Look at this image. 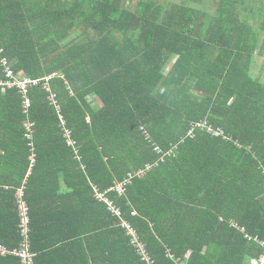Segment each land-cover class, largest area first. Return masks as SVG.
<instances>
[{"label":"trees","instance_id":"1","mask_svg":"<svg viewBox=\"0 0 264 264\" xmlns=\"http://www.w3.org/2000/svg\"><path fill=\"white\" fill-rule=\"evenodd\" d=\"M246 2L0 0V82L7 70L52 77L51 91H30L28 114L16 88L0 87V245L20 248L25 186L34 264L74 243L88 264H146L96 188L153 164L108 198L157 264L260 257L246 234L264 240V84L250 74L259 34ZM205 120L224 135H188ZM0 264L21 261L0 254Z\"/></svg>","mask_w":264,"mask_h":264},{"label":"built area","instance_id":"2","mask_svg":"<svg viewBox=\"0 0 264 264\" xmlns=\"http://www.w3.org/2000/svg\"><path fill=\"white\" fill-rule=\"evenodd\" d=\"M6 77H7L6 81L0 82V87H3L2 88L3 91H6L7 89L16 88L20 92L24 100L23 108H24L25 114H28L29 110L32 108V101L29 97L31 90L39 86H42L46 91H51L50 86H49V81L51 80L52 77L44 78L41 80H33L30 78L17 79L15 78L14 73L9 70H7ZM52 102H53V105L57 109V114L59 116L61 125L63 127L64 136H65V139L67 140L68 145L74 146L76 150L78 151L79 150L78 143L75 140V138H73L72 131L66 127V122L63 116L61 115V110L57 102L55 101V97H52ZM24 126L27 131V134H26L27 138L29 139L30 142H33L34 122L30 120L29 115H28V119L24 123ZM197 130L208 131L210 134H213L216 136L224 135L223 132L215 130L206 120L193 123L188 135L191 137L195 136V132ZM30 146L32 148V155H31V158H32L31 165H32V163L34 162V156H35L34 149H33V143H30ZM156 150L159 151L160 153L163 152L160 146H157ZM165 155H168V153L164 154V156ZM154 166L155 165L153 164H149L146 169H140L135 174L129 173L128 178L122 181L115 182L112 188L106 192H102L96 188L97 199L105 203L108 206L109 210L113 213V215L117 216L121 220L120 222L121 228L126 231L128 237L131 239V245L137 251L139 257L142 258V260L146 264H157V263L155 259L152 257L147 245L142 241V238H140V235L137 229L129 221L123 219L121 210L118 207H116L114 202L108 198V193H110L111 191H114V192H117L120 196L124 195L126 191V186L131 182V180L133 179L135 175H140V176L145 175L146 172L152 169ZM24 191H25V186L19 189L17 193L18 201H19L18 202L19 213L21 217L19 229H20L22 241H21L20 248L15 249V250H7L5 247L0 245V254L3 256H8V255L16 256L20 259L21 264H34V259L36 257V254L31 251V246H30V238H29L30 216H29L28 204L24 198ZM133 215H136V212H134ZM231 225L233 227L238 228L242 233L244 234L246 233V230L244 228L239 227L236 223L232 222ZM246 238L250 241H256L264 250V240H260L259 238L252 237L248 234H246ZM170 257L173 259L175 258L173 255H170ZM250 264H264V252L260 257L252 258L250 260Z\"/></svg>","mask_w":264,"mask_h":264},{"label":"crops","instance_id":"3","mask_svg":"<svg viewBox=\"0 0 264 264\" xmlns=\"http://www.w3.org/2000/svg\"><path fill=\"white\" fill-rule=\"evenodd\" d=\"M245 9L252 10V13L250 14V17L247 18L243 13V18L247 19L248 22L257 30L259 34V43H258V50L253 58V63L251 67L250 74L253 78L259 80L261 83L264 84V0H257L253 2H246L242 3L241 9L242 11H245ZM95 107H102L101 103H97ZM65 192L68 191V188L66 186V183H63ZM69 206V205H66ZM220 221L222 222L223 219L220 218ZM79 230V229H78ZM74 232V230H73ZM22 241V238H21ZM21 245V244H20ZM98 246V245H97ZM78 255V257L74 258V252ZM206 252V251H205ZM190 254H188L187 259H189ZM71 258L72 260H68L66 258ZM176 258V257H175ZM173 259L177 264L179 263V260ZM71 261V263H70ZM44 264H88V262L85 261H79V243H74V247L72 248V252L68 251H62L60 253H57L54 257H49L44 259ZM185 264V263H182Z\"/></svg>","mask_w":264,"mask_h":264},{"label":"rangeland","instance_id":"4","mask_svg":"<svg viewBox=\"0 0 264 264\" xmlns=\"http://www.w3.org/2000/svg\"><path fill=\"white\" fill-rule=\"evenodd\" d=\"M253 1H257V0H252V2H253ZM259 1H260V0H259ZM241 13H242V12H241Z\"/></svg>","mask_w":264,"mask_h":264}]
</instances>
